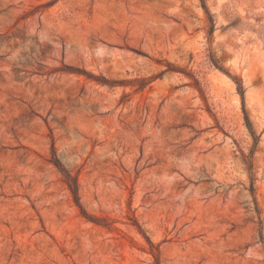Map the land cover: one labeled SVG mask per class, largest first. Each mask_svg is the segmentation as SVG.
Returning <instances> with one entry per match:
<instances>
[{"label": "rangeland", "instance_id": "rangeland-1", "mask_svg": "<svg viewBox=\"0 0 264 264\" xmlns=\"http://www.w3.org/2000/svg\"><path fill=\"white\" fill-rule=\"evenodd\" d=\"M154 256L264 264V0H0V264Z\"/></svg>", "mask_w": 264, "mask_h": 264}, {"label": "trees", "instance_id": "trees-1", "mask_svg": "<svg viewBox=\"0 0 264 264\" xmlns=\"http://www.w3.org/2000/svg\"><path fill=\"white\" fill-rule=\"evenodd\" d=\"M202 2H203V5H204V0H202ZM239 89H241L240 91H241V93H242V88H241V86H239ZM52 161H53V163H54V164H55L60 170L64 171V170L60 167V162H59L56 158H54ZM68 177H70V176H68ZM67 184H68V187L70 188V191H71V193H72V195H73L75 201L78 203L79 197H78V193H77V185H76V183H75V182H69V181H68ZM154 260H155L154 264H159V260H158V258H157L156 256H154Z\"/></svg>", "mask_w": 264, "mask_h": 264}]
</instances>
